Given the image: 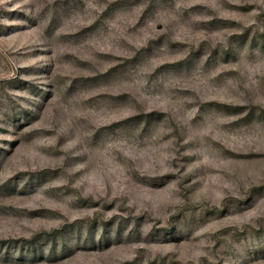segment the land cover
<instances>
[{
	"label": "rangeland",
	"instance_id": "374dc122",
	"mask_svg": "<svg viewBox=\"0 0 264 264\" xmlns=\"http://www.w3.org/2000/svg\"><path fill=\"white\" fill-rule=\"evenodd\" d=\"M0 264H264V0H0Z\"/></svg>",
	"mask_w": 264,
	"mask_h": 264
}]
</instances>
